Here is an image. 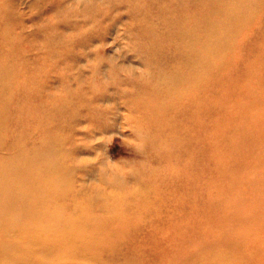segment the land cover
Returning a JSON list of instances; mask_svg holds the SVG:
<instances>
[{"label":"rangeland","instance_id":"rangeland-1","mask_svg":"<svg viewBox=\"0 0 264 264\" xmlns=\"http://www.w3.org/2000/svg\"><path fill=\"white\" fill-rule=\"evenodd\" d=\"M0 264H264V0H0Z\"/></svg>","mask_w":264,"mask_h":264}]
</instances>
